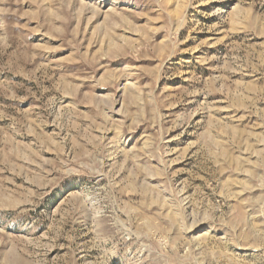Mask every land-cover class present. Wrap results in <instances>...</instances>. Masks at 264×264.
Here are the masks:
<instances>
[{
	"label": "rangeland",
	"instance_id": "obj_1",
	"mask_svg": "<svg viewBox=\"0 0 264 264\" xmlns=\"http://www.w3.org/2000/svg\"><path fill=\"white\" fill-rule=\"evenodd\" d=\"M0 264H264V0H0Z\"/></svg>",
	"mask_w": 264,
	"mask_h": 264
}]
</instances>
